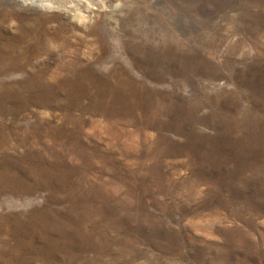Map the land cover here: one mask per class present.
I'll return each mask as SVG.
<instances>
[{
	"label": "rangeland",
	"instance_id": "374dc122",
	"mask_svg": "<svg viewBox=\"0 0 264 264\" xmlns=\"http://www.w3.org/2000/svg\"><path fill=\"white\" fill-rule=\"evenodd\" d=\"M60 1L0 0V264H264V0Z\"/></svg>",
	"mask_w": 264,
	"mask_h": 264
},
{
	"label": "bare ground",
	"instance_id": "6f19581e",
	"mask_svg": "<svg viewBox=\"0 0 264 264\" xmlns=\"http://www.w3.org/2000/svg\"><path fill=\"white\" fill-rule=\"evenodd\" d=\"M16 2H18L19 3V5L20 6H27V7H31V8H33V9H35V10H45V9H49V8H53V7H60L61 6V4H62V2L60 1V0H15ZM82 2H85V1H87V2H90V0H81ZM121 6V5H120ZM74 16L80 21V22H86V21H90L91 19H92V17H91V15H88V14H84L83 12H81L80 10H75V12H74ZM24 32V31H23ZM32 34V33H31ZM45 34V32L43 33V35ZM49 34V33H48ZM40 37H41V35H40ZM44 37H45V35H44ZM54 37V36H53ZM52 37V38H53ZM18 38V37H17ZM22 38V37H21ZM26 38V37H25ZM23 39V38H22ZM40 39V38H39ZM42 39H44V38H42ZM49 39V38H48ZM19 40V39H18ZM18 40H16V39H13L12 40V45H11V47L9 48V50H5L4 48V52L5 53H10V52H20V51H22L21 53H26V52H24V51H26V49L23 51V50H21V49H18L19 47L17 46V42H18ZM29 41V40H28ZM40 41H41V39H40ZM48 41H50V40H48ZM37 42V41H36ZM20 43V42H19ZM38 45H39V42H38ZM42 46V45H41ZM43 46H44V44H43ZM37 45H36V47L34 46V47H32V48H30L29 47V50H30V52L29 53H31V55H36V52H37ZM41 48H43V47H40V49ZM51 49V48H50ZM55 49V48H54ZM28 50V49H27ZM43 50V49H42ZM41 51V50H40ZM49 52V51H48ZM40 53V52H39ZM39 53H37V54H39ZM47 53V52H46ZM49 54V53H48ZM27 55H29V54H27ZM33 57V56H32ZM22 58V57H21ZM35 58V57H34ZM27 61V60H26ZM21 65V64H20Z\"/></svg>",
	"mask_w": 264,
	"mask_h": 264
}]
</instances>
